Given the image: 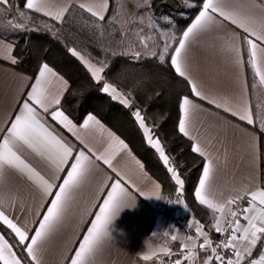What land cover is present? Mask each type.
Listing matches in <instances>:
<instances>
[{
	"label": "snow or ice",
	"instance_id": "1",
	"mask_svg": "<svg viewBox=\"0 0 264 264\" xmlns=\"http://www.w3.org/2000/svg\"><path fill=\"white\" fill-rule=\"evenodd\" d=\"M144 5L150 6V0H143ZM0 5L6 8L13 7L11 0H0ZM75 5L83 12L95 18L92 27L99 30L103 37L104 29L101 22L113 24L121 16L124 5H118L115 14L108 16L110 0H75ZM199 9L191 24L177 37L172 35L160 41L162 50L152 52V57L162 63H167L174 73L183 78L190 89L188 95H183L177 100L178 132L194 143L191 151L204 158L202 175L198 186L195 188V198L201 204L210 209L214 214L212 228L220 239L214 241L210 233L204 230V225L196 221L195 235H187L185 242L180 245V258L174 264H194L203 252V264H264V251L258 258L253 257V249L258 242L264 241V184L252 182L234 188V195L218 200L211 192V185L220 160V150L223 149L225 162L229 153L227 128L224 121L209 125L208 138L202 140L200 128L195 122V114L210 112L199 101H206L215 109H222L230 113L232 117H238L239 121L248 125L255 123V113L248 98V86L244 83L239 91L231 94L219 92L211 87H206L202 82L193 78L189 71L190 45L200 34H213L220 41V53L239 70L244 64L245 50L247 63L251 65L254 75L259 78V83L264 85V0H199ZM137 8L139 4L136 5ZM28 10L43 12L45 16L63 22L65 14L72 7L71 3L56 6L53 11L51 0H26L23 5ZM4 11V9H0ZM24 17V12H19ZM166 19V18H164ZM8 25L17 30H26L24 24L14 20L11 15ZM157 28L161 26L157 23ZM148 36H142L139 43L148 48ZM105 53L111 51L103 48ZM68 51L77 57L90 72L91 79L98 84L99 91L107 94L113 101H118L125 108H133L134 94L131 90L125 92L109 81L104 75L110 68L106 59H98L95 63L92 58H86L75 47ZM116 56V52L111 53ZM120 55H130L132 59H140L142 53L130 48ZM10 62L15 65L19 58L9 56ZM34 82L22 93V99L18 103L17 110L11 117H5L3 127H0V184H3L10 173H14L25 183L29 184L39 196L35 214L38 218L34 221L37 227L29 228L27 222H21L18 217L8 214V208L13 211L16 207L17 197H0V224L14 234L15 244L10 243L6 235L0 233V262L2 264H43V252L47 242L64 223L67 213L72 206L77 191L86 182L87 177L94 167H98L100 161L107 165L113 173L120 176L114 161L127 150L128 156L134 161L140 170L144 165L132 156L128 150V144L123 139L108 131L101 121L92 113L79 125L81 129H89L94 123L101 134L107 133L108 143L104 152L97 153L89 147L77 134V124L69 118L60 107L63 92L68 90V81L46 62L39 65ZM59 81L64 87L53 92L55 82ZM255 87V84L253 85ZM156 95H159L157 92ZM142 130L143 136L149 146L159 154L160 160L171 173L172 180L183 191L184 180L176 167L170 166V157L166 154L159 137L155 136L153 128L146 122V116L140 108H134L131 113ZM260 129L264 131V112L260 115ZM49 119L62 125L84 146L85 150H77L63 136L50 126ZM193 133L190 135L189 127ZM202 126V124H201ZM77 130V131H74ZM215 142V143H213ZM216 145H219L217 148ZM247 147L255 152V136H250ZM30 152L45 161L50 172L42 174L25 157V152ZM66 175L62 183L60 173ZM106 179H112L106 177ZM130 180V178H129ZM133 187H137L134 182ZM106 188L107 185H102ZM160 185L156 184L153 193L144 192L137 187L140 196L145 198L155 197L161 199ZM54 189H58L55 192ZM49 197H54L49 201ZM246 201V204L244 203ZM171 203V201H168ZM47 205L46 209L41 206ZM136 206L135 194L126 187L122 179H117L111 184V190L107 191L103 206L99 207V213L95 214L90 227L83 235L75 255L71 258V264H95L97 253L101 250L105 241L111 238L109 225L120 215L125 208ZM23 211V207L21 208ZM242 221L244 223H242ZM30 232L34 233L30 235ZM173 241L177 240L172 235ZM202 240V242H200ZM20 246L26 253L24 257L18 256L14 250ZM163 255L171 254V249H163ZM228 253V255H225ZM156 253L145 255L143 259L149 260Z\"/></svg>",
	"mask_w": 264,
	"mask_h": 264
},
{
	"label": "crops",
	"instance_id": "2",
	"mask_svg": "<svg viewBox=\"0 0 264 264\" xmlns=\"http://www.w3.org/2000/svg\"><path fill=\"white\" fill-rule=\"evenodd\" d=\"M51 3L53 5L52 10L55 11L56 6L66 3L72 4L75 3V0H51ZM0 9H4V11H0V25H4L3 27L9 31L4 32V30L2 31L0 29V121H4L5 117L13 116L17 110L18 103L22 99L21 94L26 90H30L28 86L34 82V79L31 78H34L37 74L34 77H30L28 74L12 66L8 57L10 55L14 56L13 42L20 33V30L8 25L5 6L0 5ZM39 13L43 14V12ZM31 17L36 21L42 22L35 16ZM31 17L28 16V18ZM192 20L186 28L191 24ZM130 48L134 51H139L133 46L127 48L125 39L126 51ZM244 61L243 66L239 70L235 69L220 53V41L213 34H200L190 45L189 71L192 77L202 82L206 87H211L219 92L228 94L239 91L241 86L246 83L248 86L247 95L252 108L253 101L258 103V114L257 117L256 115L254 116V120L255 123L260 124L259 117L264 112V85L259 83V78L254 75L251 65L247 63L246 50ZM248 67L254 78L253 84L249 82L250 75L248 74ZM54 71L56 70L54 69ZM64 79L66 78L64 77ZM254 84L255 87H253ZM63 87L59 81H56L52 91L54 93L58 92ZM64 94L65 92H63V96ZM197 103H200L203 108L211 110L210 112L197 113L194 117L197 127L200 128L203 141L206 142L208 138L206 129H209V125L219 123L223 120L227 128L229 148L227 162H225L223 149H221L218 168L211 185L212 194L218 200H223L235 194L233 192L234 188L252 182L253 178L256 183L262 184L260 171V136L253 126L255 123L248 125L246 122L239 121L238 117H232L230 113H225L222 109H215L213 106L208 105L206 101H199L198 98ZM65 114L67 113L65 112ZM86 116L80 122H76L70 116L69 118L73 123L77 124L78 131H74H77L81 139L94 152L102 153L108 143L107 133L101 134L94 123L90 124L87 130L79 128V125ZM101 123L108 131H111L124 140L123 137L103 121ZM49 124L56 132L71 143L74 148L77 150H85L84 146L76 140L71 132L63 128L62 125H58L50 119ZM3 126V123H0V127ZM189 132L190 135L194 134L191 126L189 127ZM252 135L255 136V152L247 147V141ZM125 143L127 142L125 141ZM216 147L218 148L219 145H216ZM128 150L131 151L132 156L144 165L142 159L136 155L129 145ZM25 157L42 174H49L50 170L45 161H42L35 154L27 151L25 152ZM97 164L98 167H94L91 170L86 182L77 191L75 200L67 213L64 223L45 245L42 257L43 264H71V258L74 257L75 251L82 242L83 235L86 234L87 228L90 227V222L94 220L95 214L99 213V207L103 206V199H106L107 191L111 190V184L117 179H122L124 185L135 194L136 206L123 209L120 215L108 226L111 238L105 241L101 250L97 253L95 264H153L155 262L161 264L160 260H163L165 257L171 258L173 260L171 264H174V261L180 258V245L182 242H185L186 236L189 234L195 235L196 221L188 215L184 203H168L164 206L161 202L162 185L160 181L147 171L145 165L143 170H140L128 156L127 150L122 152L114 161L115 166L120 172L119 177L102 162L98 161ZM59 175L61 179L56 181V183H62L66 172L60 173ZM106 177H111L112 179H106ZM132 182L139 189L147 193L155 192V185L159 184L161 186L159 190L161 199L140 196L137 187H133ZM102 185H107V187L102 188ZM56 190L58 189H54L53 191L55 192ZM13 194L17 197L15 210L13 211L11 208H8L7 203L4 204V207L8 209V214L18 217L21 222H27L30 229L37 227L38 224H35L34 221L38 218L35 210L37 205H39V196L29 184L25 183L14 173H10L4 183L0 184V197L11 196ZM52 198L54 197H49V201ZM244 203L246 204V201ZM166 206L174 207L173 213L179 217V222H174V220L165 214L164 207ZM22 207L23 211H21ZM41 207L46 209L47 205ZM211 214L212 222L210 228L213 231L208 232L214 241H218L220 237L212 228L214 223V214L212 211ZM242 223L244 222L242 221ZM204 230L206 231V229ZM0 233H3L1 229ZM31 234L34 233L30 232ZM172 235L177 236L176 241L171 239ZM166 248L171 249V254L168 256L163 255L162 250ZM261 251H264V241L258 242L256 248L253 249L252 258H258ZM152 253H156V255H153L149 260L143 259L145 255ZM204 255L201 252L194 264H203ZM225 255H228V253H225ZM184 264H188V262L184 261Z\"/></svg>",
	"mask_w": 264,
	"mask_h": 264
},
{
	"label": "trees",
	"instance_id": "3",
	"mask_svg": "<svg viewBox=\"0 0 264 264\" xmlns=\"http://www.w3.org/2000/svg\"><path fill=\"white\" fill-rule=\"evenodd\" d=\"M25 2L26 0H11L13 7L5 6L8 19L11 15L16 20L19 12L23 11L25 15L35 16L50 23L53 30L45 32L30 28L21 31L13 42V54L19 58V63L12 66L30 77L37 74L39 65L44 62L58 71L69 84L60 107L76 122L82 121L85 115L92 113L123 137L142 159L147 171L160 181L162 204L167 205L169 200L171 203L183 202L188 215L194 221L202 223L206 231H213L210 228L211 211L195 198V188L202 174L204 158L191 151L193 142L180 134L177 128V100L190 92L186 81L175 74L167 63L160 62L150 54H142L138 60L132 59L130 55H120L119 53L127 52L121 16L113 24L107 23V19L101 22L104 29V35L101 37L99 30L92 27L95 18L76 7L75 3H72L63 22H60L24 8ZM180 2L181 0H153L155 9L168 14L174 10L184 16L176 26L177 37L182 34L200 6L199 0H195L191 7H183ZM118 5L120 0H110L108 16L115 14ZM101 46L111 51L105 53ZM73 47L86 58H89L90 54L94 63L98 59L107 60L110 68L104 75L118 89L132 91L135 100L133 108H125L118 101H113L109 95L99 91L100 86L93 82L86 66L68 51ZM113 51L117 53L116 56H112ZM248 74L249 82L253 84L254 78L249 67ZM157 92L159 95H156ZM137 107L146 116V122L153 128L155 136L161 140L166 154L170 157V166L176 167L181 174L184 180L182 192L172 180L171 173L160 160L159 154L147 144L142 130L131 114ZM253 111L257 117L256 101H253ZM259 125L255 123L253 126L260 136V171L264 184V131H261ZM173 211V206L164 207L165 214L177 223L179 217L174 215ZM0 229L11 243H16L10 230L2 224ZM15 250L27 260L26 253L20 246L17 245ZM168 259L165 257L164 261Z\"/></svg>",
	"mask_w": 264,
	"mask_h": 264
},
{
	"label": "rangeland",
	"instance_id": "4",
	"mask_svg": "<svg viewBox=\"0 0 264 264\" xmlns=\"http://www.w3.org/2000/svg\"><path fill=\"white\" fill-rule=\"evenodd\" d=\"M180 3L183 7H191L195 4V0H181ZM121 4L124 5L123 9H121V19L123 22V30L126 35L127 48L133 46L142 54L152 55V52L162 50L160 41L172 35H176V26L180 23L181 19L184 18V16L179 15L178 11L173 10L168 14L159 11L157 8L155 9L156 5L153 4V0H150V6L144 5L143 0H120V5ZM137 4H139L138 8L136 6ZM32 18L33 17L28 18V15H24V17L18 15L15 21L24 24L26 29L32 28L45 32L53 30L50 23L43 21L42 23ZM157 23L161 26L160 28L156 27ZM1 25L0 29L2 31L9 32L3 27L4 25ZM21 31L23 30H20V32ZM142 36L150 37L147 41L148 48H144L139 43ZM171 261H173L171 258L167 261H164V259L160 260L161 264H171Z\"/></svg>",
	"mask_w": 264,
	"mask_h": 264
},
{
	"label": "clouds",
	"instance_id": "5",
	"mask_svg": "<svg viewBox=\"0 0 264 264\" xmlns=\"http://www.w3.org/2000/svg\"><path fill=\"white\" fill-rule=\"evenodd\" d=\"M133 209V208H132Z\"/></svg>",
	"mask_w": 264,
	"mask_h": 264
}]
</instances>
